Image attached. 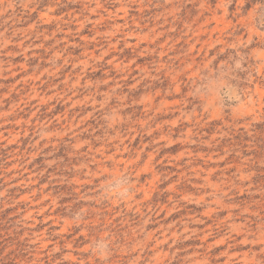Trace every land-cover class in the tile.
Segmentation results:
<instances>
[{
  "label": "rangeland",
  "instance_id": "obj_1",
  "mask_svg": "<svg viewBox=\"0 0 264 264\" xmlns=\"http://www.w3.org/2000/svg\"><path fill=\"white\" fill-rule=\"evenodd\" d=\"M0 264H264V0H0Z\"/></svg>",
  "mask_w": 264,
  "mask_h": 264
}]
</instances>
